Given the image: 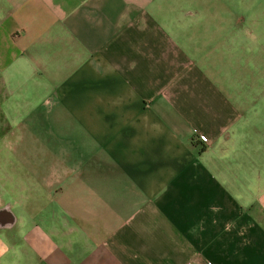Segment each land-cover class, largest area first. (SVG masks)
I'll return each instance as SVG.
<instances>
[{
    "label": "crops",
    "instance_id": "1",
    "mask_svg": "<svg viewBox=\"0 0 264 264\" xmlns=\"http://www.w3.org/2000/svg\"><path fill=\"white\" fill-rule=\"evenodd\" d=\"M228 1L0 0V264H264V27Z\"/></svg>",
    "mask_w": 264,
    "mask_h": 264
},
{
    "label": "rangeland",
    "instance_id": "2",
    "mask_svg": "<svg viewBox=\"0 0 264 264\" xmlns=\"http://www.w3.org/2000/svg\"><path fill=\"white\" fill-rule=\"evenodd\" d=\"M244 0H229L227 2L228 4V9L229 10H234V11H244L247 12L249 10H257L258 12H260V16L256 17L254 16H244L242 18L243 20V25H260L264 27V0H257L254 2H244L245 7H243L242 2ZM250 3L248 6H246V4ZM249 9V10H248ZM245 56V54H243V57ZM242 57V58H243ZM1 125V124H0ZM1 132V131H0ZM12 149L10 145H3L0 144V178H4L5 183H7V175L10 176L11 175V157H12ZM10 181V179H9Z\"/></svg>",
    "mask_w": 264,
    "mask_h": 264
},
{
    "label": "clouds",
    "instance_id": "3",
    "mask_svg": "<svg viewBox=\"0 0 264 264\" xmlns=\"http://www.w3.org/2000/svg\"><path fill=\"white\" fill-rule=\"evenodd\" d=\"M7 251V248L0 249V252Z\"/></svg>",
    "mask_w": 264,
    "mask_h": 264
}]
</instances>
